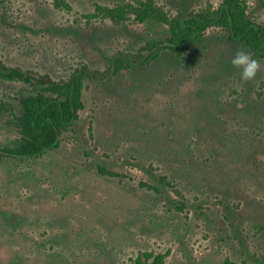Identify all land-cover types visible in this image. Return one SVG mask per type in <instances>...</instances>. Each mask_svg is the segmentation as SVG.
<instances>
[{"label": "rangeland", "instance_id": "obj_1", "mask_svg": "<svg viewBox=\"0 0 264 264\" xmlns=\"http://www.w3.org/2000/svg\"><path fill=\"white\" fill-rule=\"evenodd\" d=\"M66 1L71 11L0 0V65L53 82L81 67L105 75L85 80L84 109L56 147L0 153V264H135L144 252L165 264H264V59L242 80L230 61L252 51L213 25L184 54L109 77L115 56L144 54L168 28L84 18L136 0ZM155 1L184 16L223 0ZM242 1L262 24L264 0ZM35 91L0 78V149L16 144L18 99Z\"/></svg>", "mask_w": 264, "mask_h": 264}, {"label": "trees", "instance_id": "obj_2", "mask_svg": "<svg viewBox=\"0 0 264 264\" xmlns=\"http://www.w3.org/2000/svg\"><path fill=\"white\" fill-rule=\"evenodd\" d=\"M58 10L71 11L66 0H53ZM88 23L95 20H109L121 24L130 18L135 22H158L169 31L163 40H151L143 47L144 54L134 58L117 55L109 68V77L122 70L147 66L167 50L175 55L185 51L205 32L217 25L225 29L229 36L238 39L250 48L254 57L264 59V22L257 25L247 14L242 0H223L213 11L172 16L155 0H136L132 3L114 6L95 5L94 11L84 15ZM105 75L89 72L85 67L77 69L68 80L53 82L19 68H6L0 65V78L10 82H21L34 88L35 94L18 99L20 114L14 115L18 129V139L14 147L0 149L8 157H34L56 147L59 138L78 120L84 109L83 90L85 80H102ZM107 78V76H106ZM104 173V170L101 171ZM113 175V173H108ZM165 254L144 252L136 257L135 264H165Z\"/></svg>", "mask_w": 264, "mask_h": 264}, {"label": "clouds", "instance_id": "obj_3", "mask_svg": "<svg viewBox=\"0 0 264 264\" xmlns=\"http://www.w3.org/2000/svg\"><path fill=\"white\" fill-rule=\"evenodd\" d=\"M230 63L239 70L240 78L245 81L254 79L261 68L260 61L243 48L236 50Z\"/></svg>", "mask_w": 264, "mask_h": 264}]
</instances>
